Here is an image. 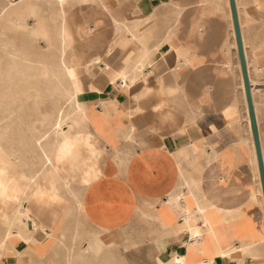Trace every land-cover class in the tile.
<instances>
[{"label":"crops","instance_id":"crops-1","mask_svg":"<svg viewBox=\"0 0 264 264\" xmlns=\"http://www.w3.org/2000/svg\"><path fill=\"white\" fill-rule=\"evenodd\" d=\"M236 2L264 151V0ZM226 4V0H83L71 5L75 7L70 11L73 21L101 22L99 33L91 39L77 37L73 45L76 58L99 56L102 64L104 60L108 64L110 73L103 78L107 83L90 97L94 102L117 100L115 110L109 104L106 111L91 110L80 132L94 148V156L85 162L90 170L80 183L83 188H78L82 215L88 226L106 236L134 230L140 222L149 223L165 248L166 257L158 264L168 263L176 248L189 255L186 243L193 240L183 218L164 208L162 201L191 176L201 178V189L219 199V205L232 200L235 213L245 210L249 216L236 229L232 242L238 249L231 258L226 261L212 253L206 254V260L264 264L262 209L259 202L248 201L250 117ZM120 39L125 44L122 48ZM120 71L127 75L122 82L136 83L114 88L110 78ZM92 82H98L97 78ZM76 156L70 175L77 172L81 152L76 150ZM47 202L43 200L44 209L50 207ZM56 210L61 228L64 212L60 206ZM45 214L35 220L50 231L51 215ZM220 218L221 213H216L209 222L223 229ZM203 236L207 244L212 242L207 233ZM35 250L34 241L26 243L29 253L21 256L26 257L25 264L41 263ZM13 258L11 255L6 263H13ZM189 258L200 261L205 257L191 248Z\"/></svg>","mask_w":264,"mask_h":264},{"label":"bare ground","instance_id":"bare-ground-1","mask_svg":"<svg viewBox=\"0 0 264 264\" xmlns=\"http://www.w3.org/2000/svg\"><path fill=\"white\" fill-rule=\"evenodd\" d=\"M80 1H83V0H19V1L15 2V3L12 0H5L4 2H0V108L1 107L2 108L3 107L4 108L7 107L6 104L8 102L12 101L16 97H20L23 94L25 96H29L30 88L33 85L32 82H41V81L47 82V83H49L51 85L50 91H51L52 95L55 97V100H57V101L64 100V102L69 103V106H68V108H66L65 106H63L64 104H62V105H61V103L60 104H56L54 109L52 110V112H48V113L43 115V121H42L43 125L47 129V132H50L51 131L50 129H54L53 130L54 132H50V133H57L62 128L63 122L65 121V119L70 117L71 118V125H70V127H69V129L67 131L69 136H73V135H75L77 133H80L83 130V128L86 127L85 121H86V118H88L90 116V111H91V109H90L91 106L90 107L87 106V104L84 101L86 99L87 92L90 91V90H94V91H96L98 93L101 92L103 86L105 85V83H107V82H103V78L106 77L110 73V71L108 69V64L105 62V60L103 61V64H102L101 63L102 59L99 56H97L95 58H87V59L85 57H83V56H81V57L79 56L77 58H76V56H74L75 54H74V51H73V45H74V42H75L76 38L78 37L79 39H91L93 36H95L97 33H99V27L101 25V22L99 20L92 21V22H91V20H85L83 22H75V21L72 20V18H71L72 15L69 12V8H70V6L72 4H74L76 2H80ZM226 1H227L226 5H228V9H229V15H230V17L232 19V22H233V16H232V11H231L230 0H226ZM46 3H48V4L50 3L51 5H49V6L53 7L52 13L50 12L51 13L50 15H51L52 19H54V21L58 20V23L56 22V24L54 26L50 25V23L48 24L47 19H46L47 17H45L44 14H43V12L45 10L41 6L46 5ZM86 3H88V2L86 1ZM34 5H39L38 9H36ZM236 5H237V9H238V16H239V4L236 2ZM103 8L106 9L105 6ZM30 18L34 19L33 23L30 22ZM239 22H240V16H239ZM51 23H52V21H51ZM242 24H243V22H242ZM240 27H241V22H240ZM242 27H243V25H242ZM232 28H233V34H234L235 39H236L234 23H233V27ZM220 34H222V33H220ZM19 35L20 36H22V35H27L28 36L29 35L30 37L37 38V39L43 38V39L47 40V42L48 41L51 42V40H55L56 42L54 44H56V49H58L59 54H60V56L58 58V61L51 63L50 61H53V60L49 61L47 59H44L41 62L40 68L39 67L37 68L39 70H37L36 68H34V65H32V61L33 60L29 59V58H31V56L33 54L32 55L30 54L31 56L29 57V53H28L27 50H25L22 47V43H20V44L17 43L16 38ZM28 39H30V38H28ZM32 40H34V39H32ZM29 41H31V40H29ZM124 45H125L124 41L122 39H120L118 41V46L120 48H122ZM125 48H126V46H125ZM34 56H36V55L34 54ZM40 57H42V56H40ZM111 57H113V55ZM48 58H50V57H48ZM54 60H56V59L54 58ZM141 60H143V59H141ZM34 63L35 62H33V64ZM95 68L98 69L97 73H95V71H94ZM123 71H124V69H123ZM19 73H20V75H19ZM124 73H125V71H124ZM124 73L122 71L117 72V74H115L114 76H112L110 78V80L113 81L111 83L113 84L114 88H116V87L117 88H127L128 86H131V85L136 83V82H122L124 77L127 76V75H124ZM2 77L5 78V80L7 82L12 83V85H11L12 89L10 88V85L7 86L6 88H4V87L2 88V86H1V83H3V81H2L3 78ZM94 78H97V80H98L97 84H92L91 83L92 79H94ZM116 78H119L120 82H116L115 81ZM16 82H21V83L18 84ZM14 84L17 85V86L13 90ZM242 87H243V92H244L245 91V89H244V81L242 82ZM36 96L37 97L40 96V92L39 91L36 93ZM116 101H117L116 99H114V100L111 99L110 102H108V100L104 99V100L99 101L98 105H101V107L103 108V111L108 110V104L111 106L112 109L115 110L114 103ZM34 103H33V105H34ZM29 104H28V106H29ZM246 104H248V103L246 102ZM31 107H33V106H31ZM5 110H6V108H5ZM49 110H51V109H49ZM247 111H248V108H247ZM6 112H8V110H6ZM1 113L3 114L4 112L1 111ZM120 113H122V111ZM10 114H11V112H10ZM112 114H113V111H112ZM4 115H6V114H4ZM8 116H5V117H8ZM17 118H19V117L16 116V121H17ZM104 118H105V116H104ZM6 120H8V119H6ZM20 120H23V119H20ZM27 121H30V120H27ZM27 121H26V123H27ZM18 122L21 123V121H18ZM33 122H34V120H33ZM93 122H94V120H93ZM247 122H248L249 126L251 127L250 118H248ZM12 123H10V124L12 125ZM38 125H40V124H38ZM17 126L18 125H16V127ZM19 126H21V125H19ZM29 128H31V127H29ZM26 130H28L27 127H26ZM26 130H25V133L26 132L28 133V131H26ZM95 130H97V129H95ZM100 130L101 129H99V131ZM32 131H34V130H32ZM43 132L44 131H42V134H43ZM35 133H33V135ZM30 134H31V132L29 133V135ZM42 134L40 135L41 137H42ZM252 134L253 133H252V127H251L250 138H248L249 140H247L248 145L251 148L250 150L252 152V155H251L252 156L251 157L252 158L251 167L249 168V172L251 173L252 180H250V183L248 182V184L250 185V187L248 189V192H249V200L248 201L259 202V204L261 206V209H262V214H263V232H264V194H263L262 183H261V178H260V171H259L258 162H257L258 160H257L256 148H255L254 138H253ZM36 135H38V134H36ZM15 137H14V140H17V139H15ZM18 138L20 139V137H18ZM31 138H33V137H31ZM260 140H261V138H260ZM9 141H10V139H9ZM6 142H8V141H6ZM17 142H19V140ZM33 142H34V140H33ZM35 142L38 143L37 141H35ZM45 142H46V140H45ZM57 143L58 142L56 140L55 144H57ZM6 144H8V143H6ZM24 144H27V143H24ZM67 144H69V143H67ZM10 145L8 144V146H10ZM248 145H246V146H248ZM262 145L263 144H261V146ZM5 146L6 145H4V147ZM23 146H25V145H23ZM37 146L40 147V145H37ZM44 146L45 145H43V147ZM11 147L12 146H10V148ZM66 148H68V147L66 146ZM66 148H64V149H66ZM35 149H37V147ZM8 151H9V149H8ZM31 151H33V150H31ZM43 151H46V149L44 150V148H43ZM38 152H40V150H38ZM0 153L2 154L3 152H0ZM11 153L12 152H9L10 155H11ZM262 153H263V156H264V151H262ZM9 154L7 156H9ZM45 154H48V153L45 152ZM12 155L14 157L15 154H12ZM18 157H19V155H18ZM23 157H25V156H23ZM45 157H46V155H45ZM8 159H10V158H8ZM263 159H264V157H263ZM26 160H28V159H26ZM40 160H41V158H40ZM213 160H215V159H213ZM30 161H31V159H30ZM30 161H29V163H30ZM21 162H23V161H20V163ZM10 163H8V166H9ZM12 163L14 164V162H12ZM18 163H19V161H18ZM20 163H19V166H20ZM41 163L43 164L44 162H42V160H41ZM1 164H2V162H1ZM13 164H11V166ZM30 164H32V162ZM3 165H5V164H2V166ZM26 165H27V163H26ZM15 166H17V165H15ZM22 166L23 165H21L19 168H21ZM33 166L36 167L35 164ZM0 167H1V165H0ZM199 169H200L201 172L203 171L202 168H199ZM89 170H90V168H88V166L86 168V166H85V167L81 168V170L79 171V173H78V175L76 177V180L74 181L77 189L80 187V185H81L80 183L83 181L84 175L87 174L89 172ZM4 171H6V170H4ZM24 171H25V169H24ZM31 172H33V171H31ZM16 173H18V172H15V174ZM60 173H61V171H60ZM6 174L3 177H6V179H7ZM53 174H52V177H53ZM12 175H13V173H12ZM12 175H9V176H11V178H12L13 177ZM58 175H59V173H58ZM23 177H25V176H23ZM35 177H37V176H35ZM57 177H59V176H57ZM54 178H56V177L54 176ZM221 178L224 179L225 176L223 175V176H221ZM22 179L24 180V178H22ZM25 179H27V178L25 177ZM43 179H45V178H43ZM29 180L28 179L25 180L23 189H20V187H17V188L15 187L17 189V190L15 189L16 194L18 196H21L22 200H28V199L33 198L34 196H38L39 195V193L37 192V189L35 190L30 185H28ZM36 180L38 181V179H36ZM65 180H66V178H65ZM12 181H14V180H12ZM47 181L48 180H46L45 182H47ZM200 181H201L200 177H192L191 176L189 178H185L184 182H182L175 191H171L169 193L167 192L168 193L166 195L167 199H165V200L163 199L164 201H162V203H163L164 208H166L167 210H171V211L177 212L179 214V216L181 218H183L182 219L183 220V226L185 227L186 231L189 233L188 237L193 240L192 243H186L187 250H188V248H193V250H196L197 253L201 254L205 258H202L203 260H200V261H193V260H191L189 258L188 253H181L176 248L175 251H174L172 259L166 264H213V260H212L211 257L208 260H206V254L210 255L212 253H219L221 255V257L223 256L225 258V260L227 261V260H229L231 258L232 253L236 252V250L238 249V247H236L233 244L232 240H233V238L236 235V229H238V227L240 225L245 224L248 221V218H249L248 213L245 210H243V211H241L239 213H235L234 210H233V206L231 205L233 203L232 200L228 201L227 204H225L223 206L219 205V199H215V198L209 197L208 194L206 193V191H203L201 189ZM48 183H49V181H48ZM21 184H23V183H21ZM82 184H83V182H82ZM14 185H16V184L14 183ZM1 186H3V184ZM7 186L10 187L12 185L9 186L7 184ZM34 186H36V185H34ZM183 186L185 187V190L182 189ZM8 187H7V189H8ZM81 187H80V189H81ZM39 189H40V187H39ZM68 190H69V188H68ZM1 191H3V190H1ZM71 193H72L71 195H73L74 198H77L78 203H79V208L82 209L83 206H82L81 199L79 198V189L76 190V188H73ZM4 195H5V192H4ZM59 195H61L60 194V190H59ZM14 196H15V193H14ZM14 196H12V197H14ZM5 200H6V198H5ZM7 201H9V200L7 199ZM67 203H68V205L70 204L69 201ZM216 213H221V218H220V220H218V223H223V225H226V228H224V232L220 233L219 231H217L216 227H214V225H212L209 222V219L211 218V216L216 214ZM16 214H17V216H18V218L20 220L25 221V223H24L25 225L22 226V227H19L20 229L15 230L16 228L14 227L13 221L6 220L0 226V255H2L1 253H2V251L4 249H8V250L12 251L15 259L21 260V259H23V257H21V254L29 253V252L26 251V243L32 242V241L41 240V238L44 236V229H43V227H38L37 223L34 221L33 211H32V208L30 206H25V205H24V207L21 206V208H18L16 210ZM32 218H33V220H32ZM79 218H80V216H79ZM82 218H84V217H82ZM15 219H16V215H15ZM48 219L51 220V222H52L49 226L51 227L52 230L56 231L58 229V225H59V213H58V210H54L53 214L50 217H48ZM2 220L3 219H1V221ZM0 224H1V222H0ZM32 231H36V235H33L31 233ZM204 233L205 234L207 233L213 239L211 243H209V244L206 243V236L205 237L203 236ZM16 237H18L19 239H21L24 242L25 247L23 248V250H17V249L14 248L13 240ZM259 242L263 243V241H258V244H259ZM240 243H241V241H240ZM190 245H192L193 247L190 246ZM223 245H225V248H223ZM206 247L208 248L207 253H206ZM245 248L247 250H249L248 246H245ZM82 250H81V252H82ZM109 260H110V258H109ZM12 264H14V263H12Z\"/></svg>","mask_w":264,"mask_h":264},{"label":"rangeland","instance_id":"rangeland-1","mask_svg":"<svg viewBox=\"0 0 264 264\" xmlns=\"http://www.w3.org/2000/svg\"><path fill=\"white\" fill-rule=\"evenodd\" d=\"M4 1L5 0H0V2H4ZM12 1L15 3L19 0H12ZM49 5H51V4L46 3V5H43L41 7L45 10L43 12V14L45 17H47L46 19H47L48 24L50 23V25L54 26L56 24V22L58 23V20L54 21V19H52L50 14L52 13L53 7H51ZM34 6L36 9H38V7H39V5H34ZM73 9H75V7L71 6L69 8V12ZM50 20L52 21V23ZM30 22L33 23L34 19L30 18ZM26 36L27 35H22V36L19 35L16 38V41L19 44L22 43V47L28 51L29 57L33 54L31 56V58H29V59L33 60L32 65H34V68H36V69L38 67L40 68L41 62L44 59H47L49 61L53 60V61H50L51 63L58 61L60 54H59L58 49H56V44H54L56 42L55 40H51V42L48 41L49 42L48 43L47 40H45L43 38L37 39V38L30 37L29 35L27 37ZM28 38H30V39H28ZM32 39H34L35 41ZM29 40H31L32 42ZM34 54L36 56H34ZM40 56H42V57H40ZM48 57H50V58H48ZM54 58L56 60H54ZM33 62H35L36 64L35 63L33 64ZM37 70H39V69H37ZM94 71H95V73H97L98 69L95 68ZM19 75H20V73H19ZM4 80H5V78H3V80H2L3 83H1L2 88L3 87L6 88L7 86L10 85V88L12 89V86H11L12 83L7 82L6 80L4 81ZM16 83L19 84L21 82H16ZM32 83H33V85L30 88L29 96H25L23 94L20 97H16L12 101L8 102L6 104L7 107H5L6 110H8V112H6L4 107L0 108V146H1L0 152H3L2 154L0 153V155H1L0 156V159H1L0 160V165H1V167H0V181H1L0 186L3 184V186L0 187V222H1L0 226L6 220L13 221L14 227L16 228V229L14 228L15 230H18V229H20L19 227L24 226L25 221L20 220L16 214V210L18 208H21V206L24 207V205L30 206L32 208V211L33 210L35 211V212L33 211V216H34L35 222H36L35 217L40 215V213L46 212V214L50 213L49 215H52L53 211L56 210L57 207L60 206L62 208V211L64 212V217L66 219L64 221L63 225L61 226V228H58L55 231V230H52L51 227L48 225V227H50V229H51L49 231V230H46V228H44L45 226H43V225L41 226L40 224H38L36 222L38 227H43L44 236L41 238L42 240H40L38 242L34 241L36 244L35 254L40 256L41 263H39V261L37 260L36 262H33L32 264H111V263L112 264H129V261L135 262L138 264H158L162 259H164L166 257L165 248L161 245V238L159 237L158 232L155 231L154 229H151V225L149 223L140 222L139 224L136 225V229H134V230H130L128 232H123L122 234L118 232V234L115 236L114 235L106 236V235L102 234L103 233L102 231H97L96 229L88 226L86 221H85V218H82L83 215H82L81 209L79 208L78 200H77V198H74L73 195H71L72 194L71 191L73 188L77 189L74 181L76 180V177H77L79 171L81 170V168H83L85 166V162L88 160H91V158L94 156V153H93L94 148L91 146V143L88 141V139L85 138V136H83V134L77 133L73 136L68 135L67 131L71 125V118L70 117L65 119V121L63 122V126L59 132L50 133V132H54L53 131L54 129H50L51 131L47 132V129L45 128V126L43 125V122H42L43 121V115L48 113V112H52V110L54 109L56 104L61 103V105L64 104L63 106L68 108L69 103L64 102V100H60V101L55 100V97L52 95V93L50 91L51 85L49 83L43 82V81L32 82ZM91 83L97 84L98 82H91ZM16 86L17 85L14 84L13 90L15 89ZM38 91L40 92V96L37 97L36 93ZM90 93L98 94V92H96L94 90H90L87 92V96H86V99L84 101L87 104V106H89V107L91 106V108H90L91 110L98 112V110H101L103 108L101 107V105H98L99 101L94 102L91 99ZM33 103H34V105H33ZM28 104H29V106H28ZM31 106H33V107H31ZM49 109H51V110H49ZM1 111L4 113L2 114ZM10 112L12 115L10 114ZM4 114H6V115H4ZM5 116H8V117H5ZM16 116L19 117V118H17V121H16ZM6 119H8V120H6ZM20 119H23V120H20ZM27 120H30V121H27ZM33 120H34V122H33ZM18 121H21V123ZM26 121H27V123H26ZM10 123H12V125ZM38 124H40V125H38ZM16 125H18V126L16 127ZM19 125H21V126H19ZM26 127L28 130H26ZM29 127H31V128H29ZM25 130L28 131V133L27 132L25 133ZM32 130H34V131H32ZM41 130L44 131L43 134H42ZM30 132H31V134L29 135ZM33 133H35V134L33 135ZM36 134H38V135H36ZM41 134H42V137L40 136ZM14 137L17 140H14ZM18 137H20V139ZM31 137H33V138H31ZM9 139H10V141H9ZM18 140H19V142H17ZM33 140H34V142H33ZM45 140H46V142H45ZM56 140L58 142L57 144H55ZM6 141H8V142H6ZM35 141H37L39 144L36 143ZM6 143H8L9 145L11 144L10 146H12V147L10 148V146H8V144H6ZM24 143H27L28 145L24 144ZM67 143H69V144H67ZM4 145H6L5 146L6 148L4 147ZM23 145H25V146H23ZM37 145H40V147H38ZM43 145H45L46 147L45 146L43 147ZM66 146L68 148H66ZM36 147H37V149H35ZM43 148H44V150L46 149V151H43ZM64 148H66V149H64ZM8 149H9V151H8ZM31 150H33V151H31ZM38 150H40L41 153L38 152ZM76 150L81 152L82 157H80L78 159V164H79L78 166L79 167L77 168V172L73 175H70L69 173H71L73 171V169H75L73 167V164L77 158ZM9 152H12L11 155L9 154ZM45 152H47L50 156L48 154H45ZM8 154H9V156H7ZM12 154H15L14 157ZM44 154L46 155V157ZM18 155H19V157H18ZM22 155L25 157H23ZM8 158H10V159H8ZM40 158H41L42 162H44L45 164L41 163ZM26 159H28V160H26ZM30 159H31V161H30ZM6 161L8 163L11 162L9 164V166H8V163ZM18 161H19V163H20V161H23L20 163V166L23 165L21 168H19L20 166H19ZM29 161H30V163L32 162L33 165L35 164L36 167H34L32 164H30ZM1 162H2V164H5V165L2 166ZM12 162H14V164ZM26 163H27V165H26ZM11 164H13V165L11 166ZM15 165H17V166H15ZM24 169H25V171H24ZM4 170H6V171H4ZM31 171H33V172H31ZM60 171H61V173H60ZM11 172L13 173V175ZM15 172H18V173L15 174ZM58 173H59V175H58ZM5 174L7 176V179H6V177H3V176H5ZM52 174H53V177H52ZM9 175H12L13 177L11 178V176H9ZM23 176H25L28 180L30 179L28 185H30L35 190L37 189V192L39 193L38 196H34L33 198L28 199V200H22L21 196H18L16 194L15 189L17 187H20V189L24 188V182L27 179H25V177H23ZM35 176H37V177H35ZM54 176L56 178H54ZM57 176H59V177H57ZM18 178L19 179L24 178V180L23 179L19 180ZM43 178L48 180L49 183H48V181L45 182L46 180ZM65 178H66V180H65ZM34 179L35 180L38 179V181L37 180L35 181ZM12 180H14V181H12ZM14 183L16 185H14ZM21 183H23V184H21ZM7 184L9 186L10 185H12V186L8 187ZM34 185H36V186H34ZM7 187H8V189H7ZM39 187H40V189H39ZM68 188H69V190H68ZM1 190H3V191H1ZM59 190H60L61 195H59ZM4 192H5V195L7 197L4 195ZM14 193H15V196H14ZM12 196H14V197H12ZM4 197L6 198V200ZM7 199L9 201H7ZM43 200L48 201L47 206H50V207H45V209H44L42 207ZM68 201L70 203L69 205L67 203ZM15 215H16V219H15ZM79 216H80V218H79ZM1 219H3V220L1 221ZM32 220H33V218H32ZM224 228H226V225L223 226V229H217V231H219L220 233L224 232ZM31 233L33 235H36V231H32ZM126 243H127V245H129V244L130 245L128 247H126L125 246ZM13 246L17 250H23V248L25 247V244L21 239L16 237L13 240ZM81 250H82V252H81ZM188 250H189V255H190L191 248H189ZM1 254L2 255H0V264H8V263H6V260L11 255H13L12 251L8 250V249H4ZM22 255L26 256V253L21 254V256ZM109 258H110V260H109ZM25 260H26V257H23V259H21V260H17L14 257L13 263L14 264H25L24 263ZM9 264H12V263H9Z\"/></svg>","mask_w":264,"mask_h":264},{"label":"water","instance_id":"water-1","mask_svg":"<svg viewBox=\"0 0 264 264\" xmlns=\"http://www.w3.org/2000/svg\"><path fill=\"white\" fill-rule=\"evenodd\" d=\"M230 5H231L232 16H233L237 48H238V53H239V58H240V63H241V68H242L244 89H245L247 103H248L249 117H250V122H251V127H252V133H253L258 166H259V171H260V178H261L262 189H263V194H264V159H263L256 111H255L254 101H253V96H252V87H251L252 85H251L250 78H249V72H248V67H247V61H246V55H245L244 44H243V39H242V33H241L236 0H230Z\"/></svg>","mask_w":264,"mask_h":264}]
</instances>
